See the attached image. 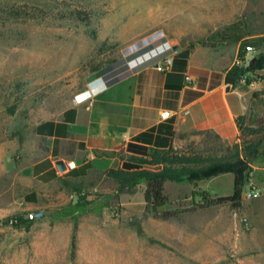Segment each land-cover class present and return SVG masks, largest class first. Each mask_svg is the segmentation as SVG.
Listing matches in <instances>:
<instances>
[{"label": "rangeland", "instance_id": "1", "mask_svg": "<svg viewBox=\"0 0 264 264\" xmlns=\"http://www.w3.org/2000/svg\"><path fill=\"white\" fill-rule=\"evenodd\" d=\"M234 22L264 32V0H0V264H264V154L250 163L261 169L251 168L238 209L195 207L193 192L230 196L231 174L196 186L166 182L165 209L180 213L167 221L146 211L144 184L115 199L114 183L100 178L75 209L77 199L46 192L26 161L12 160L33 125L63 112L90 80L125 75L123 48L153 34L170 47L215 45L229 40L215 33ZM199 139L181 151L225 153L211 136ZM248 190L258 194L248 199ZM38 212L29 228L9 224Z\"/></svg>", "mask_w": 264, "mask_h": 264}, {"label": "crops", "instance_id": "2", "mask_svg": "<svg viewBox=\"0 0 264 264\" xmlns=\"http://www.w3.org/2000/svg\"><path fill=\"white\" fill-rule=\"evenodd\" d=\"M261 36L247 32L233 41L193 47L173 43L172 66L164 72L155 68L158 59L150 58L171 45L170 40L153 34L131 44L122 50L125 75L113 77H119L114 83L90 80L63 112L33 125L30 139L17 143L12 160L26 161L29 172L50 186L46 192L75 200V192L63 181L82 183L96 192L106 170L122 168L118 154L181 151L207 132L225 145L239 143L242 122L251 114L264 115V70L254 71L258 82L253 88L241 81L229 86L225 78L241 43ZM256 49L255 55L260 52ZM163 111L169 113L165 120Z\"/></svg>", "mask_w": 264, "mask_h": 264}, {"label": "trees", "instance_id": "3", "mask_svg": "<svg viewBox=\"0 0 264 264\" xmlns=\"http://www.w3.org/2000/svg\"><path fill=\"white\" fill-rule=\"evenodd\" d=\"M17 14L20 15L18 11ZM242 26L244 23L234 22L222 31L216 32L215 35H221L222 38L233 41L237 36L247 33L242 32ZM212 39L213 37H210L209 40ZM253 45L259 48L264 46V36L243 41L240 50ZM253 59L255 61H251L247 68L234 65L226 74V84L235 86L246 76V73L264 70V50H261ZM94 70L97 72L99 68L95 67ZM118 78H112L109 83L118 81ZM205 134L211 136L216 143L225 146L223 155L201 157L198 154L188 155L173 149H150L147 152L136 153V156L118 154V158L123 162L122 168L108 169L104 173L105 178L111 180L115 185V199L122 194L135 193L139 186L144 184L143 199L146 211L151 213L154 218L167 221L179 217L180 213L165 209L168 205V198L165 194L166 182H188L196 186L199 181L231 174L233 176V193L230 196L214 198L207 193L193 192L194 197L200 198L195 207L203 209L228 203L232 208L238 209L247 184V175L251 171L250 163L254 158L264 154V150L259 149V146L264 144V121L259 122L256 127L251 124L247 125L246 130L241 131L240 142L233 145H225L218 136L211 132ZM63 183L65 186L71 187L77 196L78 201L74 208L80 207L81 200L87 195L86 186L68 180ZM23 215L20 213L12 216V219L16 220L13 226L20 228L25 225L26 228H29L32 221L24 219Z\"/></svg>", "mask_w": 264, "mask_h": 264}, {"label": "built area", "instance_id": "4", "mask_svg": "<svg viewBox=\"0 0 264 264\" xmlns=\"http://www.w3.org/2000/svg\"><path fill=\"white\" fill-rule=\"evenodd\" d=\"M169 50H172V47L168 46L166 49L161 50L160 52L155 53V55H153L150 59H158L155 63V68L158 71L164 72L167 69H169L172 66V53L169 54ZM254 53L255 50L251 47V46H246L243 50L239 51V54L235 60V65L242 67V68H247L252 59L254 58ZM254 72H248L246 73V76L241 79V82L250 88H253L255 86V84L258 82V77H256L254 74ZM79 96V95H78ZM169 116V113L167 111H163L161 113V118L163 120L167 119ZM258 193L255 190H248L246 192V194L244 195V197L246 198H252L254 196H256ZM42 215L41 212L38 213H29L26 216V219L28 220H34L39 218ZM14 223H16L15 219H10L9 220V224L10 225H14Z\"/></svg>", "mask_w": 264, "mask_h": 264}, {"label": "water", "instance_id": "5", "mask_svg": "<svg viewBox=\"0 0 264 264\" xmlns=\"http://www.w3.org/2000/svg\"><path fill=\"white\" fill-rule=\"evenodd\" d=\"M254 61H255V59L252 60V62H254ZM58 165H59L60 169H63L64 168L62 162H58Z\"/></svg>", "mask_w": 264, "mask_h": 264}, {"label": "clouds", "instance_id": "6", "mask_svg": "<svg viewBox=\"0 0 264 264\" xmlns=\"http://www.w3.org/2000/svg\"><path fill=\"white\" fill-rule=\"evenodd\" d=\"M89 98H90V97H89ZM89 98H88V99H89ZM86 100H87V99H86Z\"/></svg>", "mask_w": 264, "mask_h": 264}]
</instances>
